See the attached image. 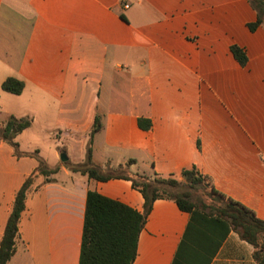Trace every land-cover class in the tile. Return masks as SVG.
I'll return each mask as SVG.
<instances>
[{
	"label": "crops",
	"instance_id": "crops-1",
	"mask_svg": "<svg viewBox=\"0 0 264 264\" xmlns=\"http://www.w3.org/2000/svg\"><path fill=\"white\" fill-rule=\"evenodd\" d=\"M256 19L248 0H0V243L37 156L55 170L35 178L8 264H79L88 191L143 213V195L124 179L133 175L180 178L195 167L264 221V25L248 29ZM232 45L245 49L246 66ZM11 77L25 83L22 94L2 90ZM10 117L32 121L18 153L1 136ZM95 125L92 164L123 178L90 180L68 167L86 162ZM190 223L174 201L157 199L134 264H203L184 240ZM254 252L232 230L209 264H257Z\"/></svg>",
	"mask_w": 264,
	"mask_h": 264
},
{
	"label": "trees",
	"instance_id": "trees-1",
	"mask_svg": "<svg viewBox=\"0 0 264 264\" xmlns=\"http://www.w3.org/2000/svg\"><path fill=\"white\" fill-rule=\"evenodd\" d=\"M248 1L257 13L256 21L249 23L248 29L256 32L264 25V0ZM230 51L241 66L247 65L248 56L245 49L232 45ZM24 89L25 83L12 77L2 84V90L13 95L22 94ZM31 124L30 119L10 117L1 136L18 153L19 146L15 139ZM97 125L91 133L90 145L92 137L99 130ZM151 126L150 120L139 119L141 129L149 130ZM37 160L39 164L37 172L25 181L16 195L13 211L0 243V264H8L16 254L19 223L29 191L36 183L35 178L38 175L49 176L55 173V170L48 169L42 158L37 156ZM68 167L74 172L88 175L90 180L108 181L123 178L116 174H103L100 168L93 165L91 147L88 148L85 163ZM136 176L142 180L140 183L133 178L124 179H131L133 187L143 195L145 199L143 213L107 198L95 190L88 191L79 264H134L140 234L157 199L172 200L182 211L191 214V223L184 240L192 242L190 247H193L190 251L194 256H199L200 261L204 260L203 264H209L232 230L243 241L253 246L257 264H264V221L258 218L253 210L216 191L210 178L202 175L195 167L184 170L180 178ZM198 186L210 188V194L215 197L214 204L207 206L192 199L190 191Z\"/></svg>",
	"mask_w": 264,
	"mask_h": 264
},
{
	"label": "rangeland",
	"instance_id": "rangeland-1",
	"mask_svg": "<svg viewBox=\"0 0 264 264\" xmlns=\"http://www.w3.org/2000/svg\"><path fill=\"white\" fill-rule=\"evenodd\" d=\"M2 115H0V122L2 121ZM36 136L35 134H30V135H27V138L26 140L30 141V142H34L36 140ZM25 140V141H26ZM41 146L44 148L43 145H45L44 143H40ZM89 147H90V143H89ZM124 171H115L114 173L116 174H121L123 173ZM143 176H151V175H143ZM133 180L136 181V182H141L142 180L137 177L136 175H133L132 176ZM192 193V199L195 201V202H198V203H202L204 205H212L214 204V200H215V197L212 196V194H210V188L209 187H206V186H198L194 189H191L190 191Z\"/></svg>",
	"mask_w": 264,
	"mask_h": 264
},
{
	"label": "water",
	"instance_id": "water-1",
	"mask_svg": "<svg viewBox=\"0 0 264 264\" xmlns=\"http://www.w3.org/2000/svg\"><path fill=\"white\" fill-rule=\"evenodd\" d=\"M60 159H61L62 162H67L68 158H67L66 153H62L61 156H60Z\"/></svg>",
	"mask_w": 264,
	"mask_h": 264
},
{
	"label": "built area",
	"instance_id": "built-area-1",
	"mask_svg": "<svg viewBox=\"0 0 264 264\" xmlns=\"http://www.w3.org/2000/svg\"><path fill=\"white\" fill-rule=\"evenodd\" d=\"M122 1V0H121ZM125 8H128V5H125Z\"/></svg>",
	"mask_w": 264,
	"mask_h": 264
}]
</instances>
